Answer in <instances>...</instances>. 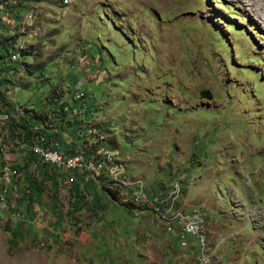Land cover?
Wrapping results in <instances>:
<instances>
[{
    "label": "rangeland",
    "instance_id": "1",
    "mask_svg": "<svg viewBox=\"0 0 264 264\" xmlns=\"http://www.w3.org/2000/svg\"><path fill=\"white\" fill-rule=\"evenodd\" d=\"M2 42L13 46L0 60L10 128L24 115L37 123L32 112L58 122L44 99L57 91L72 119L62 139L83 133L86 150L99 126L126 177L147 192L172 185L156 208L203 212L219 240L212 255L204 237L208 264H264V0H0ZM13 132L0 150L23 157L29 140L16 148ZM31 168L0 177L22 190L0 210V264H202L197 239L186 233L182 246L179 228L131 203L117 176L78 185Z\"/></svg>",
    "mask_w": 264,
    "mask_h": 264
},
{
    "label": "built area",
    "instance_id": "2",
    "mask_svg": "<svg viewBox=\"0 0 264 264\" xmlns=\"http://www.w3.org/2000/svg\"><path fill=\"white\" fill-rule=\"evenodd\" d=\"M7 92L10 108H3V103L0 102V114L15 116L17 115V111L13 109V103H11L12 95L9 94V90H7ZM77 97L82 98L81 94H78ZM50 109L53 110L54 108L51 107ZM27 121H29L27 115L22 116V122H15V124L11 126V128L16 131H24L23 140H29V148H24L23 157H15V162L20 163L22 160H29L39 165L41 172L52 171L58 178L64 175L62 178H71L73 184L75 183L78 185H83L82 182L85 184L88 181L93 183L91 179L105 182L109 180V176H117V180L121 183V190H125L126 193L135 194V201L131 203L136 204V201H144L145 203L147 201V203L152 206L153 213L161 215V218L165 221H172L173 224L179 228V238L182 239H180V244L182 246H184V234L188 233L193 235L200 246V259L198 260L202 264H208L210 262L209 255H203L201 252V245L202 242L205 241V235L193 232V224L204 222V214L201 210H186L180 206V202H175V208H170L169 210H159L156 208V201L164 200L161 198V189L164 187L158 190L156 189L153 192H147L142 180H134L133 176L126 177L124 175L125 167L114 166L113 160L111 158H106L107 149L100 148L96 145V137L91 130L87 149L79 150L76 148V139L68 138L67 140L61 141L58 138L61 130H58L54 126H39V131H26L25 123ZM96 151H104V159H109V167L101 169V172H93V165L102 161L96 160ZM0 154L8 153H5L1 147ZM0 172L16 174L20 179H23L24 176L22 172H13L11 164L0 169ZM78 179L82 182H79ZM103 182L100 184H103ZM0 189L2 191L0 210L16 207L17 193L22 190H13L9 181L0 183ZM149 194H156V201H149ZM183 215H194V223H183ZM217 243H213L212 255H214Z\"/></svg>",
    "mask_w": 264,
    "mask_h": 264
},
{
    "label": "trees",
    "instance_id": "3",
    "mask_svg": "<svg viewBox=\"0 0 264 264\" xmlns=\"http://www.w3.org/2000/svg\"><path fill=\"white\" fill-rule=\"evenodd\" d=\"M222 3V2H221ZM220 7L221 8H223L224 10H233L234 8H233V6L232 5H225L224 3H222V4H220ZM228 10V11H229ZM0 47H2L3 48V52H1L0 53V60L1 59H3L5 56H8L9 55V48H11L12 50H13V46H12V44H10L9 42H2V43H0ZM20 54H22V55H25V54H27L26 52H24V51H22V53L20 52ZM54 95H51V96H45V102H47V101H49V102H51L52 104H53V112H54V114H56V119L58 118V120H59V118H60V120L58 121V122H56L57 123V126L59 127V126H61V124H70L71 122H72V119L70 118V117H68L67 116V107H64V106H66V102L65 101H63V100H59L60 99V95L58 94V92L57 91H54V93H53ZM79 94H81V97L82 98H78V99H72V97H71V100H73V101H77V100H80V109H82L83 107H85L86 106V103H85V101L83 100L84 98H85V95H84V93H82V92H80ZM94 106V105H93ZM65 108V109H64ZM85 109V108H84ZM63 110H65V111H63ZM96 110V108L95 107H93V110L92 111H90L91 113H93L94 111ZM26 111H28V110H26ZM33 113V114H32ZM31 113V117L32 118H35L36 120H44V119H47L48 118V115H46L45 114V112L44 111H42V113H40V114H37V115H34L35 114V112H32ZM81 111H79V110H75V109H71L70 110V114L71 115H75V116H77L78 114L79 115H81ZM24 116H26V115H24ZM85 116V112H83V114L81 115V117H84ZM21 119H22V117H21ZM17 122V121H16ZM27 123L29 124V123H34L33 121H27ZM91 126L92 127H95V129H96V131H93V135L96 137V139L98 140V142H97V145L98 146H101V147H104L103 145H108V143L107 142H105V143H102V145L99 143L101 140H102V138H100L98 135H99V133H102L103 131L100 129V127L99 126H96V125H94V124H91ZM83 134V133H82ZM81 134V135H82ZM15 136H14V139H19V137L17 136V134H14ZM62 131H61V133L58 135V138L61 140V141H63L64 139H62ZM68 135V137L67 138H71V139H80V137H81V135H79V136H75L74 134L72 135V133L71 134H67ZM107 135H105V139L107 138L106 137ZM87 135L86 136H84L83 137V140L82 141H80V143L77 145L76 144V148H80L81 146L80 145H82L87 139ZM72 147H73V145H72ZM82 149H83V147H82ZM83 150H85V149H83ZM27 163L28 162H30L29 160H27L26 161ZM35 172H37V173H41V171H40V168H39V165H38V167H36V169H35ZM45 172V171H44ZM43 172V173H44ZM172 186V185H171ZM170 186V187H171ZM170 187H165L164 189H169Z\"/></svg>",
    "mask_w": 264,
    "mask_h": 264
},
{
    "label": "bare ground",
    "instance_id": "4",
    "mask_svg": "<svg viewBox=\"0 0 264 264\" xmlns=\"http://www.w3.org/2000/svg\"><path fill=\"white\" fill-rule=\"evenodd\" d=\"M17 111V110H16ZM21 116V115H20ZM19 116V117H20ZM12 117H14V115H7V116H5V115H3V114H0V139H5L6 137H7V134L9 133V132H12V131H14L13 133L14 134H17V132L21 135V137H19V139H13V142H14V144H15V147L17 148V142H19V141H21V140H23L24 139V131L22 132V133H20L19 131H16V130H14V129H11L10 127H9V125H10V120H12V119H14V118H12ZM17 117V116H16ZM15 117V118H16ZM12 118V119H11ZM16 121V120H15ZM44 120H42V122L40 121V120H38L37 121V123L35 122L34 124H25V130L26 131H39V126H54V127H56L58 130H60L55 124H56V122L49 116L48 117V119H46L44 122H43ZM8 122H10V123H8ZM39 122V123H38ZM55 122V123H54ZM14 123V122H13ZM93 133V132H92ZM11 135V134H10ZM9 135V136H10ZM2 137V138H1ZM7 139V138H6ZM71 139V138H70ZM8 141V140H7ZM12 142V141H11ZM3 143V142H2ZM5 144H6V140H5ZM12 144V143H11ZM96 145H97V139H96ZM28 146H29V142H28ZM98 146V145H97ZM98 147H100V146H98ZM100 148H102V147H100ZM105 148V147H104ZM19 149V148H18ZM17 149V150H18ZM105 149H107V148H105ZM107 150H109V149H107ZM107 150H106V158H107ZM24 152V151H23ZM6 153V152H5ZM12 155H14V154H12ZM21 155V154H20ZM19 155V156H20ZM5 158V157H4ZM112 159V158H111ZM96 160H97V151H96ZM113 160V159H112ZM27 161V160H26ZM103 161V160H102ZM22 162V161H21ZM101 162V161H100ZM121 162V161H120ZM99 163V162H98ZM1 164H2V162H1ZM31 164H33V166H36V167H38V165H36V164H34V163H31ZM113 164H114V166H115V160H113ZM95 165V164H94ZM94 165H93V172H94ZM14 166V165H13ZM118 167V166H117ZM11 169H12V164H11ZM12 171L13 172H18V170L17 169H12ZM13 174V173H12ZM14 175H16V174H14ZM134 180H135V178H134ZM165 188V187H164ZM164 188L162 189V190H164ZM1 192V191H0ZM130 194V193H129ZM132 194H134V193H132ZM164 201V200H163ZM157 202V201H156ZM180 206H181V203H180ZM183 223H194V215H190V216H185V215H183ZM193 232H198V233H202V234H204L205 235V232H204V228H203V226H202V222H199V223H195V224H193ZM205 244V241H203L202 242V245H201V252H202V254H203V245ZM204 255V254H203Z\"/></svg>",
    "mask_w": 264,
    "mask_h": 264
},
{
    "label": "crops",
    "instance_id": "5",
    "mask_svg": "<svg viewBox=\"0 0 264 264\" xmlns=\"http://www.w3.org/2000/svg\"><path fill=\"white\" fill-rule=\"evenodd\" d=\"M97 83V82H96ZM56 126H57V124H56ZM58 127V126H57ZM59 129H60V126L58 127ZM61 130V129H60ZM105 148H107V147H105ZM108 149V148H107ZM11 154H14V153H11ZM103 154H104V151H101V153H99V154H97V160H102L103 159ZM15 157H22V156H15V155H6V158H2V160L0 161V169H3L4 167H6V166H8L9 164H12V168H14V167H16L17 168V170H18V172H19V170H20V167L22 166L23 168L24 167H30L31 168V166H32V164L31 163H27L25 160H22V162H18V163H16L15 162ZM1 162H2V164H1ZM102 164V163H101ZM14 165V166H13ZM95 166V168L97 169V168H100V165H97V164H95L94 165ZM32 169V171L33 170H35L34 169V167H32L31 168ZM47 172V171H46ZM50 172H52V171H49L48 173H50ZM1 174H0V177L1 176H3V178H4V180L6 179V178H8L9 176L10 177H13V175H11L10 173H7V172H0ZM41 174H43V173H41ZM15 176V175H14ZM45 177H48V176H45ZM63 179V178H62ZM80 190H82V187H78ZM83 191V190H82ZM187 205H189V204H184V206H187ZM206 228V230L204 231L205 232V235H206V238H207V241L209 242V244H211V243H213V241H214V235L212 234V230L210 229V228H208L207 227V225H205L204 226V229ZM215 233V232H214ZM149 257L151 256V253H149V255H148ZM148 257V258H149Z\"/></svg>",
    "mask_w": 264,
    "mask_h": 264
}]
</instances>
